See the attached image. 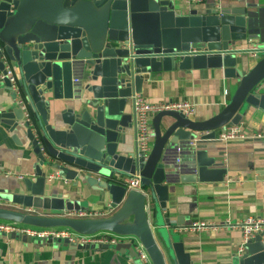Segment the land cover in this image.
I'll list each match as a JSON object with an SVG mask.
<instances>
[{"label":"water","instance_id":"obj_1","mask_svg":"<svg viewBox=\"0 0 264 264\" xmlns=\"http://www.w3.org/2000/svg\"><path fill=\"white\" fill-rule=\"evenodd\" d=\"M251 34L243 11L221 8L183 15L167 0H0V82L9 97L0 109V125L22 134L36 160L32 178L0 189V221L132 237L152 264H193L174 233L179 223L163 215L168 213L169 184L195 182L197 177L188 174L200 171L199 158L197 169L194 164L179 175L173 156L189 141L196 140L197 150L205 148L200 142H214L217 132L238 125L251 110L264 114V47L252 51L256 63L244 69L247 51L241 46ZM8 68L16 90L5 76ZM175 69L219 70L237 87L210 119L193 121L175 111L156 114L150 153L129 150L125 138L136 128L134 113L125 112L126 106L141 96L145 75ZM75 77L80 82L74 83ZM55 102L64 104L57 107ZM218 170L220 182L227 170ZM49 172L81 187L75 195L89 198L96 192L114 213L68 218V212L88 211L87 203L58 193L47 179ZM131 177H139L142 191L127 188ZM22 208L36 214L22 213ZM9 237L79 251L127 250L137 257L130 242L96 246ZM230 264H264V231L243 243Z\"/></svg>","mask_w":264,"mask_h":264},{"label":"crops","instance_id":"obj_2","mask_svg":"<svg viewBox=\"0 0 264 264\" xmlns=\"http://www.w3.org/2000/svg\"><path fill=\"white\" fill-rule=\"evenodd\" d=\"M167 1L183 15H189L192 10L221 8L243 11L250 21L252 32L251 38L241 46V49L247 51L248 64L244 69L248 71L254 67L255 55L251 52L264 47V0H204L196 6L184 0ZM144 78L141 93L144 100L150 103L187 101L194 105V116L191 118L193 121H204L217 115L237 87L234 80H224L219 70L211 72L208 69H175L145 75ZM74 79L80 82L79 78ZM8 101V92L0 83V109H4ZM55 104L61 107L64 103ZM125 112L134 113L132 103L126 106ZM249 113L241 121L243 128L247 134H261L260 138L227 143L217 140L200 142L205 146L200 150L196 149V140L189 141L186 149L178 148L174 153L173 160L179 175L191 171L192 165H196L199 158L200 171L197 173L193 170V174H188L197 177L195 182L169 184L168 213L163 215L170 223H179L174 233L180 235L193 264H230L243 245L238 225L247 217L264 218V114L252 110ZM125 140L127 148L133 151L136 148V131L127 134ZM197 152L200 156H195ZM35 163L23 135L12 134L0 125V189L4 188V184L19 182V176L32 178ZM217 167L227 170L220 182L216 181L221 177V174L215 173L219 171ZM8 172L11 175H7ZM49 174L55 176L50 182L58 186V193H67L71 199L87 203L85 205L88 211H100L104 213L102 218L110 217L114 213L109 208V202H103L96 197V192L91 191L92 196L89 198L75 195L81 187L74 188L72 181L62 180L57 172ZM194 223H205L207 228L193 231ZM0 264L140 263L127 250L79 251L56 244L24 243L9 236H0Z\"/></svg>","mask_w":264,"mask_h":264},{"label":"built area","instance_id":"obj_3","mask_svg":"<svg viewBox=\"0 0 264 264\" xmlns=\"http://www.w3.org/2000/svg\"><path fill=\"white\" fill-rule=\"evenodd\" d=\"M193 6L200 5L204 0H184ZM123 44V43H121ZM253 53V52H251ZM12 87L16 90L15 78L9 69L6 71V75ZM3 76L0 75V79ZM76 82V81H74ZM20 106L25 110L24 103L19 101ZM133 111L135 116V128H136V149L140 154L147 156L150 153L153 144V132L151 129V122L153 117L163 111H175L182 113L187 118L194 116V105L187 101L180 102H157L150 103L144 100L141 96L136 95L133 97ZM24 120L28 121V114L24 113ZM262 135L247 134L243 128V124L240 122L238 125L226 126L224 131H219L215 134V140L221 142L230 141H243L249 138H260ZM7 175H11L8 172ZM55 176L48 174L47 179L52 180ZM19 179H23L19 176ZM128 189L142 191L139 183V177H131L126 179ZM25 214H34V210L31 208H22L20 210ZM100 211H71L65 216L73 219H96L103 217ZM207 228L205 223H194L192 225L193 231H199ZM243 237V243L253 238L256 234L263 232L264 230V218L247 217L237 227ZM26 236L32 239H38L46 241L51 240H67L69 243L75 244H88V245H110L114 246L118 243L130 242L137 253L138 261L140 264H152L148 254L141 246V244L132 237L118 236L115 234L102 232L93 235H81L68 228H50L41 229L31 226H26L18 223H12L7 221H0V236L8 237L10 235Z\"/></svg>","mask_w":264,"mask_h":264},{"label":"rangeland","instance_id":"obj_4","mask_svg":"<svg viewBox=\"0 0 264 264\" xmlns=\"http://www.w3.org/2000/svg\"><path fill=\"white\" fill-rule=\"evenodd\" d=\"M10 71H11V73L13 74V72H12V70L10 69V68H8ZM75 81V79L73 80V82ZM77 82V81H76ZM1 83V82H0ZM75 83V82H74ZM19 101H22L23 103H24V101L22 100V98H18V104H19ZM24 106H25V104H24ZM21 107V106H20ZM22 108V107H21ZM23 110V109H22ZM24 111V113L26 112L27 114H28V111H27V109H26V106H25V110H23Z\"/></svg>","mask_w":264,"mask_h":264},{"label":"trees","instance_id":"obj_5","mask_svg":"<svg viewBox=\"0 0 264 264\" xmlns=\"http://www.w3.org/2000/svg\"><path fill=\"white\" fill-rule=\"evenodd\" d=\"M32 120H33V117L31 116Z\"/></svg>","mask_w":264,"mask_h":264}]
</instances>
